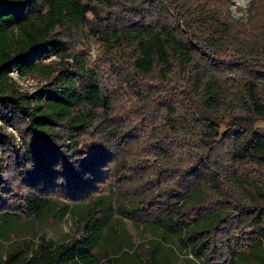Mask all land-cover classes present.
Returning <instances> with one entry per match:
<instances>
[{
  "label": "trees",
  "instance_id": "1",
  "mask_svg": "<svg viewBox=\"0 0 264 264\" xmlns=\"http://www.w3.org/2000/svg\"><path fill=\"white\" fill-rule=\"evenodd\" d=\"M229 8L230 0H0V237L23 219L81 210L77 238L15 243L0 264H173L159 241L124 251L130 242L119 245L113 212L166 230L204 264H232L246 249L264 264V184L248 174L264 168V4L245 23ZM99 10L122 17L93 27ZM84 27L125 51L133 81L174 86V105L148 132L152 165L140 136L114 118V93L66 46ZM51 56L58 61L45 64ZM11 69L45 84L22 93ZM142 84L133 117L145 129L153 89ZM105 234L113 243L100 263Z\"/></svg>",
  "mask_w": 264,
  "mask_h": 264
},
{
  "label": "rangeland",
  "instance_id": "2",
  "mask_svg": "<svg viewBox=\"0 0 264 264\" xmlns=\"http://www.w3.org/2000/svg\"><path fill=\"white\" fill-rule=\"evenodd\" d=\"M260 2L264 4V0H230V14L236 20L245 23L255 14L254 8L257 6V3ZM97 6L96 8L100 9V7ZM99 15L103 20L101 22L92 20L90 22L91 26L94 27L99 23H109L113 21V19H116L117 16H119V18L122 17L120 11L106 12L105 10H99ZM117 20L120 19H116V21ZM66 46L70 52L82 53L89 67L95 72L100 86L105 91L114 93V118H116L117 121L125 122L126 126L132 127L134 133L140 136L144 141L141 159L146 161L149 165H152L156 158L153 156L148 146V132H150L154 126L157 128L163 123L165 109L174 105L176 99V92H173L174 86L164 85L165 91L162 92L159 91L158 88L154 89L156 87V81L148 82L150 84L146 83L147 80L145 81L143 79H136L133 81L135 77L132 76L127 66L128 59L125 51L120 49L114 50L111 46L106 45L97 37H93L85 27L74 31L70 44ZM51 61L57 62L58 59H50L44 61V63L48 64ZM34 80L38 87L45 84L44 81ZM140 84H148L151 86L149 89H153L152 93L148 94L150 95L149 106L147 109H144V112H148L146 124L148 123L149 127L147 126L145 128L146 130L136 118L134 119L135 116L133 115V112L143 109L144 107L143 104H141L143 101H141V99L139 100L133 92ZM156 90L158 91L156 92ZM4 127V123H0V129ZM257 127L261 131H264V120L260 121ZM7 132L18 138L17 132L12 128H9ZM17 141L19 146V139ZM4 152L5 151H1L0 148V158L5 157ZM248 169L250 177L257 178L264 184V168L256 169L249 167ZM99 189L100 195L107 196L112 202L113 207L120 201L117 200L115 194L110 192L108 187L101 186ZM70 206L73 207L74 213H68L60 220H55L52 217L44 218L41 221H26V219H23L21 226L17 230L10 232L7 239H2L0 237V259L5 257L7 250L15 243L29 242L34 245L38 242V238L40 237L53 242H68L71 239L77 238L79 236L78 219L80 218L81 210L75 208L74 205ZM110 222L116 232L122 236L118 239L119 245L124 246L126 239L130 242L129 246L124 248V251H127L129 255H132L134 251L141 249V247L145 249L149 248L153 241H159L163 243V245L171 248L173 264H204L200 259L190 255L175 238L171 237L169 232L158 226L138 224L117 215L115 212H113ZM245 231H251V228H246ZM241 237L243 236L239 237L237 235L235 239L239 241ZM112 243L113 238L105 234L100 247L95 251L100 257V263L104 261V258L109 256V248ZM256 253L259 259L264 256V241L261 242V246L256 250ZM252 255V249L242 250L235 257L232 264H255L256 260Z\"/></svg>",
  "mask_w": 264,
  "mask_h": 264
},
{
  "label": "built area",
  "instance_id": "3",
  "mask_svg": "<svg viewBox=\"0 0 264 264\" xmlns=\"http://www.w3.org/2000/svg\"><path fill=\"white\" fill-rule=\"evenodd\" d=\"M50 59H55V57L51 56L44 61H48ZM9 77L15 83L18 90L22 93L32 94L38 89V85L33 78L29 76H20L15 69H11L9 72Z\"/></svg>",
  "mask_w": 264,
  "mask_h": 264
}]
</instances>
